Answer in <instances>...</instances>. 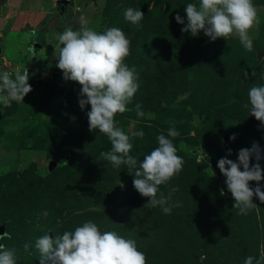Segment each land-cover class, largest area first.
<instances>
[{
	"label": "rangeland",
	"instance_id": "rangeland-1",
	"mask_svg": "<svg viewBox=\"0 0 264 264\" xmlns=\"http://www.w3.org/2000/svg\"><path fill=\"white\" fill-rule=\"evenodd\" d=\"M5 1L0 73L26 69L31 86L22 102H0V235L11 237L0 244L17 250V264H39L37 238L74 231L87 221L135 240L148 264H244L247 256L264 254V202L254 195L256 207L239 214L216 166L225 156L237 161L238 151L253 142L264 155V128L243 106L249 89L264 85V0H253L260 22L249 33L252 52L235 35L211 41L203 30L195 37L183 32L184 7L199 0H41L43 19L20 30H12L11 21L25 7ZM130 7L144 13L139 24L125 20ZM177 14L184 24L176 22ZM81 16L97 32L117 27L131 41L125 63L139 74V88L127 105L131 111L115 117L126 133L144 132L132 138L130 155L143 162L158 147V135L167 136L170 127L180 133L173 143L185 161L182 171L159 186L164 196L171 192L170 203L182 205L171 214L146 204L127 166L115 168L100 158L111 142L89 130L90 105L81 110L78 103L81 86L65 81L56 67L54 34L78 30ZM33 29L43 31L42 41L31 37ZM259 163L264 176V159ZM257 184L264 191V178L249 182L251 188Z\"/></svg>",
	"mask_w": 264,
	"mask_h": 264
},
{
	"label": "clouds",
	"instance_id": "clouds-1",
	"mask_svg": "<svg viewBox=\"0 0 264 264\" xmlns=\"http://www.w3.org/2000/svg\"><path fill=\"white\" fill-rule=\"evenodd\" d=\"M184 12L187 24L182 28L183 32H190L195 37L203 30L211 41L217 38L227 40L235 35L246 51H253V37L249 33L260 22L253 0H199L198 4L188 3ZM143 17L144 13L139 8L130 7L124 13L125 20L132 24H139ZM79 20L81 27L78 30L69 27L62 33L54 34L57 41L53 49V56L58 60L56 67L62 71L65 81H74L81 86L78 103L81 110L85 105H90V111L86 114L89 130H98L111 142L110 150L101 152L100 158L115 168L127 166L134 172L135 190L142 197L148 198L146 204L153 208L159 206L164 214H171L173 208L182 205L179 202L170 203L171 192L166 197L159 193V186L167 185L182 171L185 161L177 155L173 143L180 133L170 127L167 136L158 135V147L145 155L143 162H138L136 157L130 155L132 138H143L144 132L126 133L118 126L115 117L118 113L131 111L127 105L132 102L139 88V74L134 66L130 68L125 63L126 57L130 55L131 41L120 28L110 27L97 32L88 27L89 21L84 16ZM175 20L178 24H184L179 14ZM30 35L37 37L35 29ZM28 51L35 53L32 46ZM28 80L26 69L22 73H0V102L6 107L11 106L13 100L22 102L23 97L31 91ZM5 91L7 95H4ZM248 100L249 103L243 106L249 108V115L260 122L259 127L264 128V85H253L249 89ZM135 108L137 117L144 116L139 103ZM235 138L233 134L229 140ZM231 154L229 148L227 155ZM251 159L255 163L250 167ZM261 159H264L262 149L258 143L253 142L250 148L238 151L237 161L227 156L217 161V168L226 177L227 190L234 198L233 208L239 209L241 215H246L256 207L252 202L254 195L264 202L261 186H249L250 181L259 182L264 178L259 163ZM118 185L123 187L121 181ZM178 190L173 188L171 191ZM6 238H11L9 233L0 235V240ZM29 247L25 243L24 251L27 252ZM35 248L40 253L39 264H148L146 254L138 250L135 240L126 239L115 231L101 232L92 221L84 222L74 231L66 230L55 237L45 234L36 239ZM17 261V250L0 244V264H17ZM244 264H264V254L259 258L247 256Z\"/></svg>",
	"mask_w": 264,
	"mask_h": 264
},
{
	"label": "crops",
	"instance_id": "crops-1",
	"mask_svg": "<svg viewBox=\"0 0 264 264\" xmlns=\"http://www.w3.org/2000/svg\"><path fill=\"white\" fill-rule=\"evenodd\" d=\"M6 1L9 6H12L14 4V5H18L19 7L21 6L25 7L24 11H21L22 12L21 17L18 14V16L12 19L10 26L12 30L15 29L20 30L22 26H24L25 24H27L32 20L35 19L42 20L46 14L43 13L41 8H38L39 6L38 4L41 3V0H6ZM26 3L28 4V6H26L27 5Z\"/></svg>",
	"mask_w": 264,
	"mask_h": 264
},
{
	"label": "trees",
	"instance_id": "trees-1",
	"mask_svg": "<svg viewBox=\"0 0 264 264\" xmlns=\"http://www.w3.org/2000/svg\"><path fill=\"white\" fill-rule=\"evenodd\" d=\"M37 32V37L34 38L36 41L40 42L44 39V33L43 31H36Z\"/></svg>",
	"mask_w": 264,
	"mask_h": 264
},
{
	"label": "water",
	"instance_id": "water-1",
	"mask_svg": "<svg viewBox=\"0 0 264 264\" xmlns=\"http://www.w3.org/2000/svg\"><path fill=\"white\" fill-rule=\"evenodd\" d=\"M56 46V45H55ZM61 47H63V45H61ZM55 48V47H54Z\"/></svg>",
	"mask_w": 264,
	"mask_h": 264
}]
</instances>
